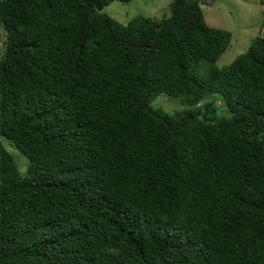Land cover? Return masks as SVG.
Wrapping results in <instances>:
<instances>
[{
	"label": "trees",
	"instance_id": "16d2710c",
	"mask_svg": "<svg viewBox=\"0 0 264 264\" xmlns=\"http://www.w3.org/2000/svg\"><path fill=\"white\" fill-rule=\"evenodd\" d=\"M112 1L0 0V264H264V37Z\"/></svg>",
	"mask_w": 264,
	"mask_h": 264
},
{
	"label": "rangeland",
	"instance_id": "374dc122",
	"mask_svg": "<svg viewBox=\"0 0 264 264\" xmlns=\"http://www.w3.org/2000/svg\"><path fill=\"white\" fill-rule=\"evenodd\" d=\"M171 1L131 0L120 2L115 0L104 6L102 11L126 24L136 15L152 18L167 16L170 13ZM200 7L209 26L229 31L231 34L228 47L214 63L216 67L228 65L248 50L253 39L258 36L264 37V5L260 4L259 0H206L200 3ZM4 33L0 27V53L3 48ZM151 105L169 114L184 108V104L179 98H172L164 93L158 94ZM217 105L219 107L220 103L217 102ZM1 141L14 155L20 172L25 173L29 164L28 158L7 139L2 137Z\"/></svg>",
	"mask_w": 264,
	"mask_h": 264
},
{
	"label": "water",
	"instance_id": "95a60500",
	"mask_svg": "<svg viewBox=\"0 0 264 264\" xmlns=\"http://www.w3.org/2000/svg\"><path fill=\"white\" fill-rule=\"evenodd\" d=\"M102 9V6H98V10H101Z\"/></svg>",
	"mask_w": 264,
	"mask_h": 264
}]
</instances>
